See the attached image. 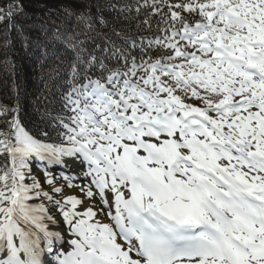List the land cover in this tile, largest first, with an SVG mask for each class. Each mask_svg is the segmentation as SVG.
Masks as SVG:
<instances>
[{"label": "snow or ice", "instance_id": "obj_1", "mask_svg": "<svg viewBox=\"0 0 264 264\" xmlns=\"http://www.w3.org/2000/svg\"><path fill=\"white\" fill-rule=\"evenodd\" d=\"M0 264H264V0H0Z\"/></svg>", "mask_w": 264, "mask_h": 264}, {"label": "trees", "instance_id": "obj_2", "mask_svg": "<svg viewBox=\"0 0 264 264\" xmlns=\"http://www.w3.org/2000/svg\"><path fill=\"white\" fill-rule=\"evenodd\" d=\"M32 10H34V8L33 9H30V11H32ZM36 55H38V53ZM34 61H35V55H31V56H29V55H22V59L20 60V63L22 65L23 72L25 74H28L30 72L31 66L34 63ZM28 110L30 111L31 109L29 108ZM26 122H28L27 121V118H26Z\"/></svg>", "mask_w": 264, "mask_h": 264}]
</instances>
